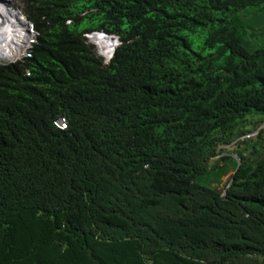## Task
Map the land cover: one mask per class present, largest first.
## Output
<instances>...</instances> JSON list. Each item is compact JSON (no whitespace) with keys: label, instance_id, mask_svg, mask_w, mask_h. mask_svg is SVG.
Masks as SVG:
<instances>
[{"label":"trees","instance_id":"1","mask_svg":"<svg viewBox=\"0 0 264 264\" xmlns=\"http://www.w3.org/2000/svg\"><path fill=\"white\" fill-rule=\"evenodd\" d=\"M15 1L36 38L0 66V264H264V127L218 157L264 120V0Z\"/></svg>","mask_w":264,"mask_h":264},{"label":"bare ground","instance_id":"2","mask_svg":"<svg viewBox=\"0 0 264 264\" xmlns=\"http://www.w3.org/2000/svg\"><path fill=\"white\" fill-rule=\"evenodd\" d=\"M26 25L25 19L18 11L0 0V62L14 61L22 55L29 36ZM89 40L96 46L101 56L109 57L114 46L111 39L102 34H94ZM19 50L21 51L18 52ZM14 52H17L16 55L11 57Z\"/></svg>","mask_w":264,"mask_h":264},{"label":"rangeland","instance_id":"3","mask_svg":"<svg viewBox=\"0 0 264 264\" xmlns=\"http://www.w3.org/2000/svg\"><path fill=\"white\" fill-rule=\"evenodd\" d=\"M2 1V0H1ZM4 2H6L8 4L9 7L15 9L16 11H18L21 16L25 19L24 15L22 14L19 4L15 1V0H4ZM17 8V9H16ZM243 16L245 17V23L249 26V27H255V31L256 29L259 31H262L264 34V14H262L260 12L259 9L257 8H248L246 10L243 11ZM26 21V19H25ZM259 23V25L257 26V24ZM27 24V21H26ZM28 26V24L26 25V27ZM31 35L29 36V39L31 40ZM113 41V39H111ZM264 40V39H263ZM90 41V40H89ZM114 42V41H113ZM92 45H94L92 43ZM95 46V45H94ZM196 50H199L198 47H194ZM96 54L100 52L98 51V49L94 48ZM21 50H19L18 52H20ZM17 52H14L13 55L11 57H14L16 55ZM98 55V54H97ZM101 55V54H100ZM99 56V55H98ZM102 58V57H101ZM103 59V58H102ZM11 60V58H10ZM18 60V59H17ZM104 60V59H103ZM16 61V60H15ZM105 61V60H104ZM10 62H14V61H10ZM10 62H0V64H5V63H10ZM106 62V61H105ZM257 119V117H253L251 118L246 124L243 125V129H246L248 131H246L245 133L252 131L253 128V123L254 121ZM264 123V120H263ZM262 125V124H261ZM244 133V134H245ZM235 148V144L234 145H222L219 146V149L221 154L218 157H233V149ZM214 160V159H213ZM219 160V159H218ZM221 166H223L222 162L220 163ZM224 167V166H223ZM224 169L223 168H216L215 170H213L209 175H208V179L206 181H203V184L209 185L211 187H215L218 188L219 186V190L223 191L224 190V186L225 184H227V182L230 180V173H228L227 175L225 173H223Z\"/></svg>","mask_w":264,"mask_h":264},{"label":"clouds","instance_id":"4","mask_svg":"<svg viewBox=\"0 0 264 264\" xmlns=\"http://www.w3.org/2000/svg\"><path fill=\"white\" fill-rule=\"evenodd\" d=\"M4 2V1H3ZM6 3V2H5ZM7 4V3H6ZM8 5V4H7ZM27 21V20H26ZM27 24H28V26H27V29H28V31H29V36H30V33H32V35H31V40L29 39V36H28V38H27V41H28V43H27V46L24 48V50H23V52H22V55L18 58V60H21V59H23V58H28L29 57V54H30V50H31V47H32V44L35 42V38H36V34H35V32L32 30V25L27 21ZM103 31H98V32H91V33H88V34H85L84 36H85V38L87 39V41H88V43H90L91 45H92V43L89 41V39H90V37L92 36V35H94V33L95 34H101ZM105 33V32H104ZM107 36H109V37H106V38H109V39H113V41H114V45L115 46H113V48H112V50H111V54L109 55V57H103V56H101L99 53H97L96 55L98 56V57H102L103 59V62L104 63H107V62H109L110 61V59L112 58V56H113V53H114V50H115V48L118 46V44H119V40L117 41L115 38H118L117 36H114V35H111V34H107V33H105ZM93 46V48H95V46L94 45H92ZM95 51V50H94ZM96 53V52H95ZM17 59H16V61H18ZM15 60H14V62H16ZM10 63H13V62H10ZM7 64H9V63H5V64H0V66L1 65H7ZM63 121L62 120H60V121H58V125H62L61 123H62ZM264 123H262V125H263ZM261 125V126H262ZM259 128V127H258Z\"/></svg>","mask_w":264,"mask_h":264},{"label":"built area","instance_id":"5","mask_svg":"<svg viewBox=\"0 0 264 264\" xmlns=\"http://www.w3.org/2000/svg\"><path fill=\"white\" fill-rule=\"evenodd\" d=\"M62 123H63V122H62ZM62 123H61V124H62ZM263 127H264V124H263L262 126H260L259 128L255 129V130L249 131V132H247V133L241 135V136H240L236 141H234L231 145H234V144H235L236 142H238V141H246V140L254 139V138L258 135L259 130H260L261 128H263ZM233 157L237 160V158H236L235 155H233ZM230 183H231V179L227 182V184H225L224 189L228 188L229 185H230Z\"/></svg>","mask_w":264,"mask_h":264},{"label":"water","instance_id":"6","mask_svg":"<svg viewBox=\"0 0 264 264\" xmlns=\"http://www.w3.org/2000/svg\"><path fill=\"white\" fill-rule=\"evenodd\" d=\"M4 0H2V2H3ZM95 34V33H94ZM104 37H109V36H107L104 32H102L101 33ZM117 41H118V38H115ZM115 46V45H114Z\"/></svg>","mask_w":264,"mask_h":264}]
</instances>
